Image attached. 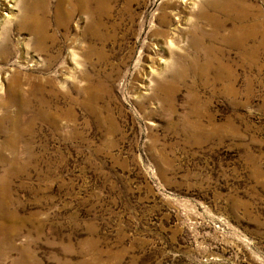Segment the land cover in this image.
<instances>
[{"label":"rangeland","instance_id":"rangeland-1","mask_svg":"<svg viewBox=\"0 0 264 264\" xmlns=\"http://www.w3.org/2000/svg\"><path fill=\"white\" fill-rule=\"evenodd\" d=\"M31 1L0 0V184L20 219L9 238L0 220V264H264L262 34L251 61L242 24L203 0H118L95 34L49 0L38 47L19 22ZM16 74L52 81L59 123L42 95L6 118Z\"/></svg>","mask_w":264,"mask_h":264},{"label":"bare ground","instance_id":"bare-ground-1","mask_svg":"<svg viewBox=\"0 0 264 264\" xmlns=\"http://www.w3.org/2000/svg\"><path fill=\"white\" fill-rule=\"evenodd\" d=\"M64 1L73 2L74 4L77 5V7L79 8L80 11L87 14L88 23H87L85 31L86 32L90 31L92 33L97 28H100V27L105 25V20L107 19V16L110 13V9L112 7V4L118 0H59V2H64ZM249 1H251V0H203L202 5H203V9H205V10L210 11V10L214 9L215 11H217L220 14L222 12L226 13V14H228L229 18H234L236 21H238L239 23L242 24V28L237 29L236 36L234 34L235 38L233 41H234V44L237 45V43H238V45L243 46L245 48L243 50L246 51L248 54L247 58L250 57V60L254 61L255 50L252 48V46L250 48H248V46H250V42L253 41L259 33L262 34V43L264 44V21L262 20L261 24L258 21L259 19L257 20L259 23L258 22H251V18L254 16V14L252 13V11L254 10V6ZM31 2L33 5L32 4H30V5H32L33 9L29 5L27 7H26V5H24L25 6V7H23L24 12H22L23 15L19 16V22L22 26L21 29L30 31V33L32 35V39L36 41L38 47H41V44L47 40L48 35L46 33V30L43 29L40 24H39V26H37V22H38L37 19H38V15H39L38 10H37V13H33V12L37 8H39L38 5L40 3H42V2L48 3L49 0H32ZM131 6H132V4L130 1V4H128V9ZM41 10L45 11V7ZM68 17L71 20L75 17V15H68ZM205 18H206V20H208L209 23L213 24L214 31L216 33H218L219 31H221L222 29H224L226 27V21H222L221 19H219L220 18L219 15L213 14V16L205 17ZM246 22L249 24H247V25L244 24ZM39 50H40V48H39ZM206 66L208 69L210 68V64L206 65ZM225 73H227V67L222 65L221 66V74L223 75ZM20 76H21L20 74L14 75L12 78V81L10 83L11 86L9 89V93L12 97V100L9 101L8 105H5V108L7 111L6 118H8V119L11 118V120L13 122H18L19 121L18 117H15V119H14V116H12V113L10 110L11 107L17 106L21 110L30 108L32 105L31 97L34 98V97H39L40 95H42V98L40 101V110H38V111H40L39 113H41V115L44 119L52 120L55 123H59L60 119H61V115H54L48 107L47 90L45 88V85L47 83H51L52 81L51 80L34 81L33 79L30 78V76H28V78H25V81H21L22 77H20ZM26 85H28V86H26ZM37 85H38V87H37ZM42 105L44 106V108L41 107ZM36 108H38V107H36ZM30 110H31V108H30ZM17 114H18V112H17ZM15 116H16V114H15ZM29 132L32 133L31 130H29ZM21 134L19 131V135H21ZM23 134H24V132H23ZM13 140H14L13 138H10V140L6 143L9 144ZM28 146H29V143H27L26 147H28ZM28 148L25 149L24 154L27 153L28 158H31V155L29 154ZM10 185H12V183L10 184L9 180L5 181L3 184H0V220L4 219L5 222H7V224H8L7 229L5 230V233L2 235L4 238H9L12 235L15 226L20 221V219L17 216V214L15 213V211L14 210L12 211V209H11L12 205H11V202L9 201V198L11 195L10 189H12V188Z\"/></svg>","mask_w":264,"mask_h":264}]
</instances>
